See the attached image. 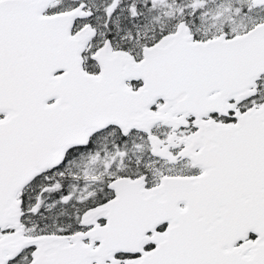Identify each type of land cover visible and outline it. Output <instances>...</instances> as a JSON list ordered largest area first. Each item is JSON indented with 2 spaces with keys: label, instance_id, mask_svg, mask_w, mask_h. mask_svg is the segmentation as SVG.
Returning <instances> with one entry per match:
<instances>
[{
  "label": "snow or ice",
  "instance_id": "1",
  "mask_svg": "<svg viewBox=\"0 0 264 264\" xmlns=\"http://www.w3.org/2000/svg\"><path fill=\"white\" fill-rule=\"evenodd\" d=\"M0 264H264V0H0Z\"/></svg>",
  "mask_w": 264,
  "mask_h": 264
}]
</instances>
